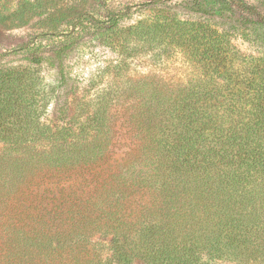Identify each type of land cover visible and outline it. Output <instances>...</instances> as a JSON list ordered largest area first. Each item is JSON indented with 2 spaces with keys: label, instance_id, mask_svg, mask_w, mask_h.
Wrapping results in <instances>:
<instances>
[{
  "label": "trees",
  "instance_id": "obj_1",
  "mask_svg": "<svg viewBox=\"0 0 264 264\" xmlns=\"http://www.w3.org/2000/svg\"><path fill=\"white\" fill-rule=\"evenodd\" d=\"M142 5L151 15L125 28L131 6L80 13L66 43L27 45L24 66L0 65V264H264V58L237 63L209 22L229 18L264 45V16L244 0H190L196 21L172 0ZM85 40L118 52L113 68L136 50H179L197 73L184 84L111 78L70 108L66 56ZM44 63L61 93L39 97ZM50 104L60 123L41 121ZM119 106L131 146L105 171ZM81 168L99 170L84 189L34 184Z\"/></svg>",
  "mask_w": 264,
  "mask_h": 264
},
{
  "label": "rangeland",
  "instance_id": "obj_2",
  "mask_svg": "<svg viewBox=\"0 0 264 264\" xmlns=\"http://www.w3.org/2000/svg\"><path fill=\"white\" fill-rule=\"evenodd\" d=\"M151 1L153 0H0V56L7 53L0 59V65L24 66L26 61L20 50L24 46L28 45L29 49L41 47L44 52H47L60 42L66 43L68 39L65 34L71 31V26L80 13L86 12L89 16L103 19L106 13L117 12L126 6H131L130 15L123 18L121 23V27L125 28L151 15V12L147 11L148 7L142 5ZM188 1L190 0H172V4L178 11L180 19L196 21L199 17L184 8V4ZM244 1L264 16V5L261 4L264 0ZM84 21L88 23L90 18ZM209 22L214 29L225 32L224 36L214 41L228 44L232 48L231 51L237 53L236 56L231 57L236 59L237 63L250 57L264 58V45L259 42L260 36L254 33L252 28L242 29L240 26L232 25V20L229 18H209ZM71 48L65 62L68 75L76 87L74 92H71L74 101L70 108H74V105L80 101L79 98L85 90L89 95H94L95 91L103 89L111 78L137 79L150 76L169 84H184L197 73L189 62L193 60L179 50H136L125 59L124 69H120L113 68L120 59L119 53L113 52L108 46L97 41L85 40ZM13 50L16 52H11ZM33 73L38 79L39 97L55 91L62 92L63 89L56 87L55 71L48 64L44 63L36 67ZM56 108L55 104H50L44 111L41 121L50 125L58 123L54 111ZM123 109L119 106L111 113L114 140L111 153L105 165H102L105 171L109 168L108 166L115 165L131 146L130 128L122 115ZM2 148L3 145L0 143V152ZM71 171L58 175L38 174L34 184L40 185V189L52 184L70 186L72 190L77 189L78 186L79 189H84V180L87 181L89 177L87 171L99 170L98 168H81Z\"/></svg>",
  "mask_w": 264,
  "mask_h": 264
}]
</instances>
